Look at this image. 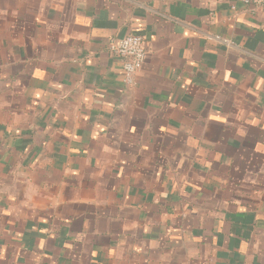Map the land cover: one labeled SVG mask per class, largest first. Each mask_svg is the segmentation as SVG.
Segmentation results:
<instances>
[{
  "label": "crops",
  "instance_id": "1",
  "mask_svg": "<svg viewBox=\"0 0 264 264\" xmlns=\"http://www.w3.org/2000/svg\"><path fill=\"white\" fill-rule=\"evenodd\" d=\"M0 264H264V5L0 0Z\"/></svg>",
  "mask_w": 264,
  "mask_h": 264
},
{
  "label": "built area",
  "instance_id": "2",
  "mask_svg": "<svg viewBox=\"0 0 264 264\" xmlns=\"http://www.w3.org/2000/svg\"><path fill=\"white\" fill-rule=\"evenodd\" d=\"M248 7L262 6L264 0H241ZM108 51L122 63L123 81L126 85L134 82L135 74L141 69L146 57V47L141 36L128 34L108 43Z\"/></svg>",
  "mask_w": 264,
  "mask_h": 264
}]
</instances>
